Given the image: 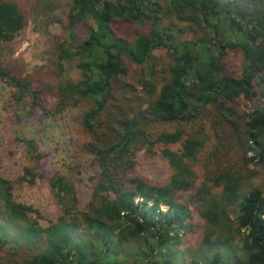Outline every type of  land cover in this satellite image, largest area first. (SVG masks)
Listing matches in <instances>:
<instances>
[{
	"label": "trees",
	"instance_id": "trees-1",
	"mask_svg": "<svg viewBox=\"0 0 264 264\" xmlns=\"http://www.w3.org/2000/svg\"><path fill=\"white\" fill-rule=\"evenodd\" d=\"M59 22L63 36L53 38L46 64L26 72L1 57L26 19L18 2L0 0V80L43 115L88 100L81 124L98 173L83 209L71 180L49 178L61 215L45 226L38 209L13 198L18 186L42 179L40 171L27 166L15 180L0 175V225L19 232L11 257L2 255L0 236V264H264V192L248 185L249 167L264 168V0H71ZM158 50L166 58L160 69ZM230 54L240 57L239 74ZM64 62L80 79L65 75ZM241 100L252 103L250 112L239 109ZM206 140L194 188L184 162ZM21 142L40 164L35 140ZM158 146L176 175L160 186L132 177L137 155ZM193 188L202 255L186 262L174 247L193 227L176 192ZM135 243L143 246L129 252Z\"/></svg>",
	"mask_w": 264,
	"mask_h": 264
},
{
	"label": "rangeland",
	"instance_id": "rangeland-1",
	"mask_svg": "<svg viewBox=\"0 0 264 264\" xmlns=\"http://www.w3.org/2000/svg\"><path fill=\"white\" fill-rule=\"evenodd\" d=\"M20 5L22 14L26 19L25 28L3 50L1 57L8 60L11 57L23 63L26 72L34 67L44 66L47 60V52L51 48V42L55 36L62 37L59 20L66 19L71 0H15ZM187 33L182 38L189 39ZM157 69H160L165 61V52H154ZM230 69L239 74L241 60L239 56L230 54L228 57ZM65 75L73 80L80 79V72L67 62L63 63ZM132 74L138 75L139 70L132 67ZM14 89L0 80V175L4 178L18 179L27 166H32L40 171L42 179H38L34 185L23 184L18 186L13 193L16 202L33 206L42 215L41 224L46 225L49 220H56L61 215V209L52 192L49 190L48 179L54 175H62L71 180L77 187L80 206L83 209L90 199L91 191L98 168L94 157L86 150L88 134L81 124L82 114L89 108L90 102L82 99L74 104L67 105L61 112H50L43 115L31 108V101L25 97L22 101L13 96ZM239 109L245 113L250 112L252 103L245 100L239 102ZM166 128V126L161 127ZM33 139L44 156L40 164L33 163L26 155L25 147L21 139ZM206 147L199 153L196 159L186 161L193 171L195 188L202 181L201 164L206 153L210 150V142L206 140ZM153 155L139 153L135 159V165L131 170L132 177L144 179L154 185L168 184L176 175L178 168L171 165L160 155V150L165 146L156 147ZM166 148L172 151L180 149L179 144H170ZM252 180L249 186L256 187L264 192V168L250 166ZM194 188L187 191L176 192L179 203L184 204L189 212V223L192 229L185 234H180L174 247L183 252V260L191 261L202 255L199 244L202 239V220L198 217L197 206L193 199ZM237 209H232L231 217H235ZM18 229L14 225H0V236L7 241L6 252L15 253L18 246ZM141 243L130 246L129 252L141 248ZM128 252V253H129ZM180 262V259H179ZM174 263V262H173ZM181 263V262H180ZM128 264H143L128 260ZM175 264L178 262L175 261Z\"/></svg>",
	"mask_w": 264,
	"mask_h": 264
}]
</instances>
